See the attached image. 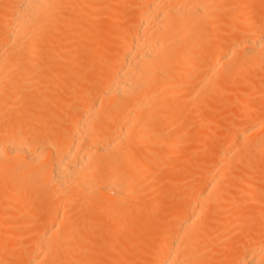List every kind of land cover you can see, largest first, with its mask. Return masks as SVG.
Returning <instances> with one entry per match:
<instances>
[{
	"label": "bare ground",
	"instance_id": "6f19581e",
	"mask_svg": "<svg viewBox=\"0 0 264 264\" xmlns=\"http://www.w3.org/2000/svg\"><path fill=\"white\" fill-rule=\"evenodd\" d=\"M0 264H264V0H0Z\"/></svg>",
	"mask_w": 264,
	"mask_h": 264
}]
</instances>
